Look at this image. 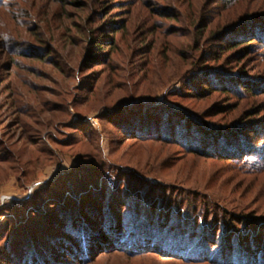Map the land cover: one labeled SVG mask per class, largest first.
Instances as JSON below:
<instances>
[{
    "label": "rangeland",
    "instance_id": "rangeland-1",
    "mask_svg": "<svg viewBox=\"0 0 264 264\" xmlns=\"http://www.w3.org/2000/svg\"><path fill=\"white\" fill-rule=\"evenodd\" d=\"M260 6L0 0V264H264V43L235 48L223 31ZM203 72L225 77L218 87L244 84L208 92ZM164 109L220 129L248 124L251 147L220 160L141 137ZM97 203L123 222L137 204L155 212L148 235L166 253L67 256V217ZM182 237L211 261L176 254Z\"/></svg>",
    "mask_w": 264,
    "mask_h": 264
},
{
    "label": "trees",
    "instance_id": "trees-1",
    "mask_svg": "<svg viewBox=\"0 0 264 264\" xmlns=\"http://www.w3.org/2000/svg\"><path fill=\"white\" fill-rule=\"evenodd\" d=\"M260 1L261 0H221L225 10L241 6L246 2L256 3ZM195 9H197V11L200 10L199 6H196ZM197 20L198 18H195L194 26H196ZM201 23L203 24L202 21ZM201 23L197 27L201 36H203L206 26L201 25ZM256 25H260V27ZM229 30V33H232V36L230 35V37L233 40L232 45L235 48H238L245 43H252V41L264 43V6H260L255 12H250L249 14L246 13L242 17H237L232 20L227 27L223 28V31L225 32ZM235 30L237 33H234ZM201 74L203 75V79L206 80L204 84L209 88L207 89L208 92L215 88H220L225 94L229 91H233L237 94L239 93L238 89H242L241 87L244 84L242 81H239L238 78H235L228 80L229 83H226L225 86L218 87L217 85H214V81L222 82L223 79H226L225 77L216 76L215 74H213L214 77H211V75L209 77V73L206 72ZM233 84L237 85L239 88H237V86L232 87ZM252 90L253 88L245 87L243 92L248 94L252 93ZM164 111L165 112L161 113L160 117L154 114V116L148 118L149 128L145 129V132H143L144 134L142 132L139 134L141 137L143 135V137H146L147 139H154L165 143L176 142L178 146L187 148L189 153L220 160H236L241 155L240 153H245L251 147L248 145L252 141L247 144V139L251 137L250 134L253 133V130L247 126L248 124L236 125L229 127L228 129H220L212 127L208 123H200V121L196 122L191 116L184 113L181 115L172 112L168 113L166 112V109H164ZM142 128V125L138 128L135 127L133 132H135V134L137 132L139 133ZM256 128L257 127H254V129ZM201 138L204 139L202 140ZM164 202L166 205L168 204V202ZM104 206L105 204L97 203L96 208L94 207V209L88 211V216L85 217L75 216L70 219L67 217L66 224L68 225V230H66V234H68V237L67 239L64 237V245L67 247L66 253H68L66 254L67 256L87 261L86 257L89 255L92 256L93 253L97 251L107 252L113 249L125 251V246L129 247V250L126 251L130 255L135 254L134 252H137L138 250H147L144 251L146 253H166L161 252V249H159V244H161L159 239L161 240L162 238L153 241L151 239L153 237H149L148 235L152 233L150 230L151 227L159 226V224L155 222L159 220L155 212H152L149 209V212H146L147 207L137 204L133 215H131L132 219L127 218L126 221L123 222L124 220H121L122 217L120 218L113 214L114 212L112 208ZM141 214L144 215L140 216ZM143 219L146 221H142ZM146 222L151 225L146 226ZM66 224H63V226H66ZM166 227L168 228L169 225L167 224ZM157 231L162 234L165 231L170 237L171 235H174L171 230L164 229L163 231L159 229ZM184 238L186 237L179 239V243L176 242L173 243V245L172 243H169L168 245H172L174 252L184 256L187 261H211L209 255L205 253H194L186 250V247L182 246ZM152 243H156L157 245L153 246ZM165 244L167 245V243ZM168 245L167 247H169ZM50 249V247L49 250L45 249V254L49 253ZM152 249L156 250L150 251ZM47 257L48 258L46 259L43 258L44 260H32V264H53L51 256L47 255Z\"/></svg>",
    "mask_w": 264,
    "mask_h": 264
}]
</instances>
